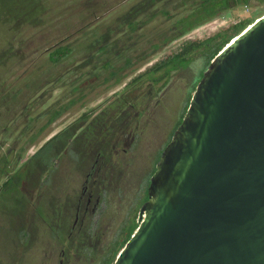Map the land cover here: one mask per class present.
<instances>
[{
    "label": "rangeland",
    "instance_id": "1",
    "mask_svg": "<svg viewBox=\"0 0 264 264\" xmlns=\"http://www.w3.org/2000/svg\"><path fill=\"white\" fill-rule=\"evenodd\" d=\"M103 1L106 2L103 3L105 6L97 16L83 20L80 25L76 24L77 27L86 26L84 31L66 39L67 43H72L67 56L70 63L89 56L90 52L85 49L86 43L94 45L102 35L109 39L115 36L118 39L126 38L129 31L125 25L118 26V17L145 0ZM167 1L168 5L157 3L153 6L150 12L155 13L154 18L144 21L143 28L134 33L132 45H136L139 52L146 49V52L152 53L148 50V43L156 40L159 31H168L176 18L186 15L193 0L181 6L176 4L180 3L179 0ZM86 2L0 0V14L3 18H9L8 23L0 20V264H43V255L50 254V231L44 229V223H51L50 226L55 224L58 218L56 211L63 206L64 191L69 189L68 185H74L71 179L68 180L70 184L66 181L68 172L77 170L78 162L82 159L95 157L94 149L100 138L94 140V133L89 129L85 132V140L82 138L72 144L73 141H67V132L73 133L78 126L86 128L93 119V112H106L103 119L107 120L109 115L124 110L131 116L128 130L138 136L137 144L132 147L133 153L127 152L125 156L129 159L125 178L120 180L117 188L113 189L112 186L106 194L107 202L101 210L105 209V223L111 216L114 223L112 232L108 231L107 241L110 244L107 250L94 261V264L112 263L113 250L118 249L133 227L139 224V212L145 205L155 164L148 157L155 145L162 149L168 143L171 130L176 124L179 125L193 89L195 91L207 70L204 71L208 53L193 51L190 58L191 61L197 60V64L188 66L186 62L179 63L182 68L188 67L170 71L169 76L158 84L145 85L142 80L139 83L144 85L139 88L130 86L123 90V87L143 72L161 63H168L185 47L198 45L217 33H229L234 25L252 21L264 14V2L251 0L245 6L232 7L226 15L215 17L176 38L150 55L146 61H138L121 72L123 81L120 84L113 85L112 80L102 84L101 80L106 75L97 66L93 71L96 79L81 88L80 94L70 89V82L78 74L73 72L72 65L66 66V62L63 66L49 69L44 66L53 61L54 54L66 51L62 47L66 44L61 39L66 29L64 24L73 27L72 22L82 19L80 7ZM164 7L172 12L173 19L167 21L159 13ZM142 19L143 16H140L138 21ZM107 29H116L115 34H107ZM121 31L124 33L120 34ZM58 39L62 41L59 46H54L49 52L45 50L49 43L52 45ZM88 69L89 66L83 71L87 72ZM69 70L73 75L64 77L68 82L61 83L62 73ZM125 74L128 77L123 79ZM159 74L157 72L156 77ZM68 99L75 101L73 105L64 109L54 120H49L52 112L58 109V104L64 105ZM53 128L66 132L47 145H44L45 141L40 147H31L37 146L39 140H43V136ZM121 222L123 225L118 234ZM52 246L57 249L54 243ZM48 264H51L50 260Z\"/></svg>",
    "mask_w": 264,
    "mask_h": 264
},
{
    "label": "water",
    "instance_id": "2",
    "mask_svg": "<svg viewBox=\"0 0 264 264\" xmlns=\"http://www.w3.org/2000/svg\"><path fill=\"white\" fill-rule=\"evenodd\" d=\"M147 194L113 264H264V15L210 62Z\"/></svg>",
    "mask_w": 264,
    "mask_h": 264
},
{
    "label": "trees",
    "instance_id": "3",
    "mask_svg": "<svg viewBox=\"0 0 264 264\" xmlns=\"http://www.w3.org/2000/svg\"><path fill=\"white\" fill-rule=\"evenodd\" d=\"M250 1L251 0H197V1L193 0L190 5L191 7L190 11L187 12L186 15L176 18L172 23L171 28L168 29V31H159L158 33H156L155 36L156 40L148 43L149 45L148 50L152 51V53L150 52L148 53L146 52V49H143L141 52H139L138 47L136 45H132L133 37H134L133 35L135 32H138L139 29L143 28V25H145V22L147 20H151L152 18H154L155 13L150 12V10H153L151 9L153 6H155L157 3H163L165 5H168L169 3L167 0H145L142 2L141 5H138V7L131 9L128 12H126V14L118 17L119 18L118 26L120 27L121 25L122 26L125 25L126 30L129 31V33L126 34V38L123 37L118 39L115 36L114 37L115 39L114 38L109 39L106 35H102L101 38H99L94 43V45L91 42L90 44L86 43L85 49L87 50V52H90L89 56H86V58L82 61H76V63H70L68 61L69 59L68 57H69V53L71 52L69 47H71L72 43H67L68 40L66 39L72 35H76L77 33L83 32L86 26L83 25L82 27H77L76 24L80 25V23L83 22V20L97 16L98 13L101 12L99 10L105 6L103 3H106L105 1L101 2V0H87V2L83 5V7L82 8L80 7L82 19H79V21H77L76 23L72 22L71 25L73 27H68V24L67 25L64 24V28L66 29L62 33L64 35L61 37V39L64 40L66 44L62 46L63 48H65L66 51H64L63 53L54 54L53 61L45 64L44 68L49 69L52 67L63 66L65 65L66 62H68L66 66L72 65L74 67L73 72L74 71L78 72V74H76L77 77L73 78V81L71 82L69 81L70 84H72L70 86V89L71 91L73 92L77 91L80 94H82L81 88L93 82L94 78L96 79L97 76L93 74V71L96 70L97 66H99V68H101L102 71H104V74L106 75L101 80L102 84H108L110 83L111 80L113 82V85L120 84L123 81L122 76H120V74L121 72L125 71L127 68L136 65L138 61H146L150 55L160 50L171 41L185 35L186 33L205 24L206 22H209L215 17L226 15L228 13V10H230L232 7L245 6ZM254 1H257L259 3L264 2V0H254ZM179 2L180 3L176 2L178 6L186 5L188 3V0H179ZM78 6L81 5L78 4ZM159 13H161L163 17L166 18L167 21L173 19L172 12L169 11L168 9H165V7L160 9ZM16 14L17 13H15L14 15ZM139 15L143 16V19L138 21V18L140 17ZM263 15L264 14H262L261 16ZM261 16L255 18L252 21L240 22L234 25L232 27L231 32L229 33H217L212 37L208 38L206 41L199 43L198 45L193 44L190 45L189 47H185L184 49L181 50L180 54H178L175 57H172L168 63H161L160 65H157L153 69H150L149 71H145L141 75L133 78L128 84L125 85V87H123V90H127L128 87L130 86L135 88L141 87L142 85H144L142 83H139L142 80H144L145 85L158 84L166 76H169L170 71L177 69L179 70L180 68L182 70H185V68H187L190 64H194V65L197 64L198 63L197 60L191 61L190 58L192 52L197 50H199L198 52H200V54L208 53L209 59L204 68L205 71L209 66L210 62L214 59V57L232 39H234L236 36L242 33L248 26L253 24ZM8 19H9L8 17L3 18V16L0 14V20H5V22L8 23L9 22ZM115 30L116 29H107L106 33L115 34ZM119 33L122 34L124 33V31H121ZM94 36L95 35H93V37ZM61 39L55 40L52 45H50L51 43H49V45L46 46L45 50L49 52L54 46L57 47L58 44L62 43ZM98 59H101V61H99ZM181 60H187V61H181ZM93 62H97V63L94 64ZM182 62H186L188 66L183 68L179 66V63ZM88 66L89 69L87 70V72H84L83 69ZM73 72L69 70L66 73H62L63 75H61L60 77V80H62L61 83L68 82V80L65 81L63 78L73 75ZM157 72H160V74L158 75L159 78L156 77ZM83 77H85L86 80H82ZM127 77L128 74L127 75L125 74L123 76V79L124 78L126 79ZM107 87H110V85ZM192 92H194V89ZM74 102L75 101L73 99H68L64 105L58 104V109L52 112V115L50 116L49 120H54L56 117H58L61 114L62 111H64V109L70 108ZM185 109H187V107ZM177 127L178 124H176L174 130L173 131L171 130V132L173 133L177 129ZM64 132L66 131L62 130L61 132L57 133L52 138H50L44 145H47L56 138H59L60 136L64 135ZM72 136L73 133L68 134L66 136L67 141H70ZM158 155H160V153ZM148 199H149V195L146 193V202L148 201ZM137 227L138 225L136 224L129 233L126 240L123 243H121V246L118 249L116 248L113 250L114 259L112 263L110 262L109 264H113L115 257L124 247L126 242L130 239V237L137 229Z\"/></svg>",
    "mask_w": 264,
    "mask_h": 264
},
{
    "label": "flooded vegetation",
    "instance_id": "4",
    "mask_svg": "<svg viewBox=\"0 0 264 264\" xmlns=\"http://www.w3.org/2000/svg\"><path fill=\"white\" fill-rule=\"evenodd\" d=\"M159 106L163 108L162 105ZM95 113H92L93 119L91 118L92 121L86 128L83 126L75 128L70 139L73 141L72 144L82 138L85 140V132L89 129L94 133V140H98L100 136L97 148L94 149L95 157L88 156L82 159L78 162L77 170L68 172L66 181L69 183L68 180L71 179L74 185H68L69 189L66 188L64 191L63 206L56 211L58 218L55 224L50 226L51 223H44L46 226L44 229L50 231L48 244L50 254L43 255L45 257L43 264H48L49 260L51 264H94L95 258L102 255L110 244L107 236L108 231L112 232L113 216L105 223V209L101 208L107 202L108 190H111L112 186L113 189L117 188L120 180L125 178L124 172L129 160L125 156L127 152L133 153L132 147L137 144L138 136L128 130L131 116L127 111L115 112L109 115L107 120L103 119L106 112ZM154 147V151L148 157L152 162L158 160L160 156L158 154L163 150V148L160 150L159 145ZM121 223L118 234L123 225V222Z\"/></svg>",
    "mask_w": 264,
    "mask_h": 264
},
{
    "label": "crops",
    "instance_id": "5",
    "mask_svg": "<svg viewBox=\"0 0 264 264\" xmlns=\"http://www.w3.org/2000/svg\"><path fill=\"white\" fill-rule=\"evenodd\" d=\"M59 130L60 129H57V128H53L52 130H50L49 132H47L46 134H45V136H43L44 138H43V140H42V138L39 140V144L37 145V146H33V145H31V147H34V148H36V147H40L45 141L47 142V140H49L50 138H52L54 135H56L57 133H59ZM61 132V131H60Z\"/></svg>",
    "mask_w": 264,
    "mask_h": 264
},
{
    "label": "built area",
    "instance_id": "6",
    "mask_svg": "<svg viewBox=\"0 0 264 264\" xmlns=\"http://www.w3.org/2000/svg\"><path fill=\"white\" fill-rule=\"evenodd\" d=\"M215 23V22H214ZM209 25H213L212 23H210Z\"/></svg>",
    "mask_w": 264,
    "mask_h": 264
},
{
    "label": "bare ground",
    "instance_id": "7",
    "mask_svg": "<svg viewBox=\"0 0 264 264\" xmlns=\"http://www.w3.org/2000/svg\"><path fill=\"white\" fill-rule=\"evenodd\" d=\"M151 203V202H150Z\"/></svg>",
    "mask_w": 264,
    "mask_h": 264
}]
</instances>
